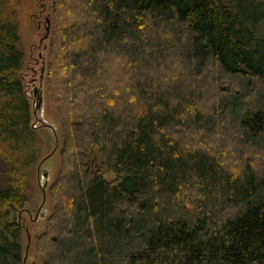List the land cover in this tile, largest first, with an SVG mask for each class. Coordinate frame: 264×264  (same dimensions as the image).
Returning <instances> with one entry per match:
<instances>
[{"label": "trees", "instance_id": "16d2710c", "mask_svg": "<svg viewBox=\"0 0 264 264\" xmlns=\"http://www.w3.org/2000/svg\"><path fill=\"white\" fill-rule=\"evenodd\" d=\"M0 0V264L39 147ZM62 124L43 264H264V0H52Z\"/></svg>", "mask_w": 264, "mask_h": 264}, {"label": "rangeland", "instance_id": "374dc122", "mask_svg": "<svg viewBox=\"0 0 264 264\" xmlns=\"http://www.w3.org/2000/svg\"><path fill=\"white\" fill-rule=\"evenodd\" d=\"M18 4L17 21L23 51L21 78L31 108V123L39 139L29 182V198L18 217L26 264H43L44 255L38 251L36 244L53 213L55 203L50 189L60 171L63 144L61 119L47 91L45 70L49 56L52 0H18ZM39 95L42 96L41 110L37 106ZM4 169L0 159V187L6 184Z\"/></svg>", "mask_w": 264, "mask_h": 264}, {"label": "water", "instance_id": "95a60500", "mask_svg": "<svg viewBox=\"0 0 264 264\" xmlns=\"http://www.w3.org/2000/svg\"><path fill=\"white\" fill-rule=\"evenodd\" d=\"M38 99H39V101H38V103H37V106L39 107V110H41V104H42V96L41 95H39L38 96ZM47 176V173L45 172L44 173V177H46ZM47 186V182L45 183V187Z\"/></svg>", "mask_w": 264, "mask_h": 264}]
</instances>
